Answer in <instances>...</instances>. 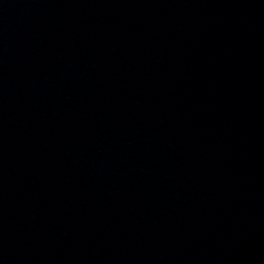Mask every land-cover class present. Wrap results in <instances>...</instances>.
<instances>
[{
	"label": "water",
	"instance_id": "water-1",
	"mask_svg": "<svg viewBox=\"0 0 264 264\" xmlns=\"http://www.w3.org/2000/svg\"><path fill=\"white\" fill-rule=\"evenodd\" d=\"M222 0H0V264H164Z\"/></svg>",
	"mask_w": 264,
	"mask_h": 264
}]
</instances>
